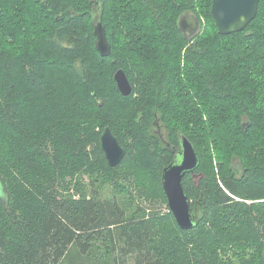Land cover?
I'll return each instance as SVG.
<instances>
[{
	"label": "trees",
	"instance_id": "trees-1",
	"mask_svg": "<svg viewBox=\"0 0 264 264\" xmlns=\"http://www.w3.org/2000/svg\"><path fill=\"white\" fill-rule=\"evenodd\" d=\"M211 4L0 0V264H264V0L228 34ZM106 126L125 149L113 167ZM182 135L199 158L182 178L189 229L161 182ZM97 182L116 197L87 195Z\"/></svg>",
	"mask_w": 264,
	"mask_h": 264
},
{
	"label": "water",
	"instance_id": "water-1",
	"mask_svg": "<svg viewBox=\"0 0 264 264\" xmlns=\"http://www.w3.org/2000/svg\"><path fill=\"white\" fill-rule=\"evenodd\" d=\"M259 0H212L211 14L219 33L228 34L242 30L256 15ZM185 15V20H183ZM178 25L187 38L194 35L199 29V20L194 15L183 13ZM95 47L101 56L111 52L105 28L98 21L94 25ZM116 86L122 95L132 92L131 83L125 72L118 68L113 75ZM100 145L109 166H116L125 154L124 147L120 144L109 126H106L100 135ZM199 158L197 153L184 135L180 137L178 157L162 170L161 182L167 198V205L173 214L176 223L181 229L191 228L196 221L190 212V200L182 187V178L187 172H193ZM8 194L0 177V203L6 207Z\"/></svg>",
	"mask_w": 264,
	"mask_h": 264
},
{
	"label": "rangeland",
	"instance_id": "rangeland-1",
	"mask_svg": "<svg viewBox=\"0 0 264 264\" xmlns=\"http://www.w3.org/2000/svg\"><path fill=\"white\" fill-rule=\"evenodd\" d=\"M160 130H162V129L160 128ZM83 180L85 183L88 181L87 175H83ZM94 189H95V193H97L98 196H102L104 198L105 197L106 198H115L116 197L115 193L117 192V189L110 184L103 185V184H100L99 182H97V184H94L93 186H88V188L86 189L87 195H88L89 190L93 191ZM133 194L135 195L136 199H139V195L135 191H133ZM126 197L128 198V196H126V195L121 196V198L123 200H127ZM144 204L146 205V203H144ZM165 210L166 209L163 208V211H165ZM102 252H104L103 249H101L100 254H102ZM111 262L112 261H109V263H111Z\"/></svg>",
	"mask_w": 264,
	"mask_h": 264
},
{
	"label": "flooded vegetation",
	"instance_id": "flooded-vegetation-1",
	"mask_svg": "<svg viewBox=\"0 0 264 264\" xmlns=\"http://www.w3.org/2000/svg\"><path fill=\"white\" fill-rule=\"evenodd\" d=\"M183 20H185V15H183ZM177 152H179V146L177 148Z\"/></svg>",
	"mask_w": 264,
	"mask_h": 264
}]
</instances>
